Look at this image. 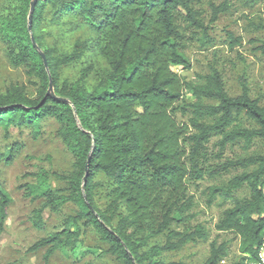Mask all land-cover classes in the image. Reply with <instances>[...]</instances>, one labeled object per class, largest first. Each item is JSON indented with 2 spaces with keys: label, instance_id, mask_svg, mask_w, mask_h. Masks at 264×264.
Returning a JSON list of instances; mask_svg holds the SVG:
<instances>
[{
  "label": "trees",
  "instance_id": "trees-1",
  "mask_svg": "<svg viewBox=\"0 0 264 264\" xmlns=\"http://www.w3.org/2000/svg\"><path fill=\"white\" fill-rule=\"evenodd\" d=\"M10 1L0 15V44L9 64L23 68L36 83L33 94L22 85L0 93V130H28L38 137L43 125L53 121L73 158L69 175L57 176L62 190L52 189L43 173L23 188L30 200H43L33 212L37 230L43 228L46 209L59 213L66 205L73 208L59 229L27 252L45 249V261L57 251L74 253L91 231L100 245L97 256L112 257L119 264H165L163 254L207 239L199 225L184 228L194 207L189 185L240 172L224 186L209 189L208 197L233 201L215 228L238 238L240 258L233 264H255L264 243V153L223 161L221 156V163L213 164L207 146L218 137L222 155L237 142L264 143V108L250 98L244 79L240 94L230 97L215 67L201 85L172 71L191 69L184 52L191 38L185 29L201 34L200 40L207 38L194 0H38L30 32L33 0ZM211 10V24L227 11L224 5ZM67 22L85 26L92 38L77 40L62 51L47 45L48 28ZM227 41L232 47L240 43L230 33ZM257 50L264 55V44ZM97 59L104 69L98 68ZM84 62L88 65L76 81L61 80L64 69ZM92 75L98 78L90 86ZM50 82L54 98L47 96ZM186 93L193 102L185 103ZM178 110L188 112V125L178 123ZM242 118L253 127H243ZM14 151L0 153V162L11 163ZM243 188L249 197L235 200L234 194ZM10 204L0 183V239ZM159 237L164 244L152 245ZM226 245L212 243L204 264H219Z\"/></svg>",
  "mask_w": 264,
  "mask_h": 264
},
{
  "label": "rangeland",
  "instance_id": "rangeland-1",
  "mask_svg": "<svg viewBox=\"0 0 264 264\" xmlns=\"http://www.w3.org/2000/svg\"><path fill=\"white\" fill-rule=\"evenodd\" d=\"M10 0H0V15L10 8ZM224 5L225 13L219 15L218 20L211 24L212 10ZM194 8L201 13L204 26L207 27L206 40H200L201 34L185 29L186 37L191 39L185 49V55L190 61L191 69L182 70L172 68L186 82L201 85L203 77L209 73V68L215 67L221 74L225 90L230 97L240 94V81L245 80L249 96L264 108V55L257 48L264 44V0H194ZM49 46L59 50L79 41L91 39L90 31L78 22L65 23L64 27L48 28ZM227 33L240 40L236 46L227 41ZM98 68L105 65L98 60ZM88 64L66 68L61 73V80L74 82L79 78V72ZM97 75H92L87 84L92 86L97 82ZM36 80L29 77L23 68H13L6 57L5 49L0 44V93L9 86L22 85L29 94L35 90ZM185 103L193 102V98L186 93ZM188 112L178 110V123L188 125ZM242 126L252 128L249 121L242 118ZM58 125L48 121L43 125L40 136L34 137L28 130L11 129L8 133L0 130V153L13 149V160L6 164L0 162V183L9 194L11 204L7 209L5 232L0 239V264H119L109 256H97L99 242L91 231H86L84 246L74 253L67 251L55 252L48 261L44 260L45 249L36 253H28V249L37 241L61 227L63 220L73 215L71 206H64L59 213L46 209L42 214L43 228L37 230L32 226L33 212L43 204V200H30L25 196L24 186L35 182L36 174H46L49 184L54 190H62L64 184L57 176H67L72 170L73 158L64 147L59 135ZM212 137L208 144V153L211 163H221L223 160H235L241 157H250L264 153V143L254 141L245 146L237 142L228 146L222 155L218 154L216 141ZM240 172H231L215 178L205 177L196 184L188 187V196L193 197L194 207L188 215L192 218L184 227L193 229L199 225L205 230L207 239L197 243H189L181 250L165 253L162 260L165 264H204L209 257V248L212 243L220 245L226 243L224 257L219 264H233L238 261V238L232 233H221L215 228L223 213L233 206V201H222L220 198L209 199L208 191L214 187L224 186L229 179ZM249 197L246 188L234 194L235 200ZM183 227H174L173 231L181 232ZM164 237L153 240L152 245L164 244Z\"/></svg>",
  "mask_w": 264,
  "mask_h": 264
},
{
  "label": "water",
  "instance_id": "water-1",
  "mask_svg": "<svg viewBox=\"0 0 264 264\" xmlns=\"http://www.w3.org/2000/svg\"><path fill=\"white\" fill-rule=\"evenodd\" d=\"M38 0H33L31 3H30V12H29V16H28V31L30 32L31 31V16H32V13L34 11V8H35V4ZM32 39V42H33V45H35L34 43V39L31 37ZM36 47V46H35ZM41 54V57L43 59V63H44V66L46 67L47 66V63H46V59H45V56L43 53H40ZM47 96L49 97H52L54 98V91H53V85H52V82H50V85H49V89H48V92H47ZM88 170V167H86V171Z\"/></svg>",
  "mask_w": 264,
  "mask_h": 264
},
{
  "label": "built area",
  "instance_id": "built-area-1",
  "mask_svg": "<svg viewBox=\"0 0 264 264\" xmlns=\"http://www.w3.org/2000/svg\"><path fill=\"white\" fill-rule=\"evenodd\" d=\"M259 260L255 264H264V243L262 247L259 249Z\"/></svg>",
  "mask_w": 264,
  "mask_h": 264
}]
</instances>
